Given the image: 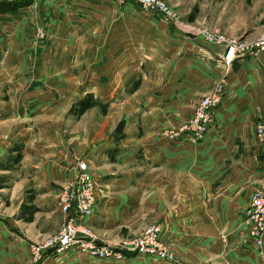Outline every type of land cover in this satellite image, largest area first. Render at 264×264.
Returning <instances> with one entry per match:
<instances>
[{"label": "crops", "instance_id": "crops-1", "mask_svg": "<svg viewBox=\"0 0 264 264\" xmlns=\"http://www.w3.org/2000/svg\"><path fill=\"white\" fill-rule=\"evenodd\" d=\"M168 1L180 14L196 7L200 15L213 14V8L220 15L225 6H232V14L239 11L238 0L212 4L210 12L208 0ZM15 4L0 12L10 72L11 62L13 68L6 82L10 103L0 106V159L8 152L7 160L13 158L0 170L8 179L0 183V264H35L33 247L66 219L59 192L79 158L98 184L95 212L86 220L98 241L117 244L161 222L175 258L101 260L69 248L46 252L41 264H264V245L256 246L243 224L252 197L264 188V140L255 134L264 113V49L227 64L221 46L201 35L193 39L188 25H168L134 0ZM206 25L215 26L212 19ZM39 31L43 41L36 40ZM48 47L55 55L58 47L63 54L67 47L88 48L86 60L80 61L77 51L66 61L74 77L79 73L75 62L90 64L84 68L87 77L101 62H96L99 56L109 71L118 64L119 89L106 93L117 91L119 106H106L101 119L94 118L100 106H92L85 120H73L64 119L71 106L16 103L37 68L38 74L45 69L46 58L54 71L66 69L58 68L62 53L47 56ZM222 80L223 101L203 141L195 145L164 134L190 118L199 100ZM80 122L87 128L81 138ZM14 143L21 146L12 148Z\"/></svg>", "mask_w": 264, "mask_h": 264}, {"label": "rangeland", "instance_id": "rangeland-1", "mask_svg": "<svg viewBox=\"0 0 264 264\" xmlns=\"http://www.w3.org/2000/svg\"><path fill=\"white\" fill-rule=\"evenodd\" d=\"M3 1L6 2L5 5H3V6L1 5L2 7H0V12H3V13L7 12L9 7L12 8L11 6H16V4H14L13 2H16V3L18 2V0H3ZM166 1H168V0H166ZM221 1H226V0H208L209 3L207 2L208 3V6L206 8L207 11L209 9L211 10L212 4H215V3L218 4ZM227 1H232V0H227ZM134 3L136 5H138L139 7H141L142 9H150L152 11H155L157 13L160 21H162L168 25L173 24L170 21H168L164 17L163 13L160 12L159 10L142 7L141 5L136 3L135 0H134ZM168 3H169V5H171L169 1H168ZM238 3H239V9H238L239 11L237 13L235 12L233 14L231 11L232 6H225L224 8H222L223 12L219 13L220 15L215 14L216 13L215 8H213L214 11H212L213 14H211V15H207V14H201L200 15V14H198V10H196V9H198V7L194 8V11L190 14H180V13H178V11L175 8H174V11L177 13L179 26L185 27L188 25L190 33H191L190 37H192L193 39H198L199 36H197V35H201L204 37L205 36V35H203L204 33H210V34L223 36L224 42H230L232 44L237 43L240 48H243V50L241 52L247 51L246 53H248L249 50H256L257 51V50L264 49L263 48V46H264V0H238ZM171 7H172V5H171ZM210 10H209V12H210ZM216 17H218L217 22L220 23L222 26L215 24V22H216L215 18ZM210 19L213 20L215 26L206 25L207 20H210ZM188 27H185V28H188ZM173 30H174V33L180 32V31L176 30L174 27H173ZM2 33H3L2 30H0V36H2L1 35ZM32 34H34L33 31H32ZM43 35H44L43 31H39L38 33H36V40L37 41H43L44 39H46V36H43ZM184 36H185L184 38H188L187 34H184ZM226 44L227 43H225L222 46L226 47ZM54 49H55L54 47H48L46 55L47 56L54 55V57H58L57 55H60V53H62V51H63L62 47H58V48H56L58 51V54L55 55L54 53H56V52L54 51ZM226 50H228V49L225 48L223 51H226ZM77 51H78V58L80 61L87 59L88 48H85V47H80V48L67 47L65 49V52H64L65 54L62 53V55L60 56V59L63 62L59 61V59H58V68L60 66L63 67V65H64V67L67 66L66 69L54 71L53 67L55 64L54 63H51V64L47 63L48 58H46L45 63H41V64H45V67L42 66V68L43 69L45 68L46 71L44 69L41 71V74H38V71H37L38 68H37V70L35 71V74H34L35 77L33 79H31V81H29V83H27V85H26L25 95L24 96L22 94L20 96L18 95L19 96L18 99H20V100H17L14 98L15 102L16 103H18V102L25 103V106H71L65 112L64 119H67V118L72 119L73 118V120H76V119L81 120L82 118H83V120H85L83 117V114L86 113V111L92 106H100L98 114L97 113L94 114L95 119H99V118L101 119L102 118L103 113L106 112V106H119V99H120L119 96L120 95L117 93V91L114 93H112L110 91L111 92L110 94L106 93V90L108 88L109 89H112V88L113 89H115V88L119 89V86H120V85H118L119 77H117V75L119 74L118 73L119 68H117L118 64H115V66H113L110 69V70H114V71H109V69L104 68L103 61L101 60V57L99 56V58L96 59V62L101 61L102 63L101 62L96 63L93 67L94 68L93 69L94 74H91L90 77H87L89 71H86L84 68L90 64L80 63V62H79V64H77L75 62L74 64L79 67V73H78V77H74L75 71L71 70L69 64H67L68 62H66V61H68V59L70 57L75 55V53ZM7 53H8L7 41L5 40V37L2 36V37H0V106H7L10 103L9 95L7 93L8 86L6 83V82H8V74H9L8 72H10V69L8 68ZM11 55H12V53H11ZM246 56H247V54H246ZM246 56L239 57L237 59L244 58ZM10 73H11V75H13L12 62H11V72ZM76 78L78 81H74V79H76ZM87 78L89 79V82H87V80H88ZM91 79H93L94 81H92ZM110 80H113L114 85H112V83H109ZM222 81H224V80H222ZM103 92H105V93H103ZM206 95H204V96H206ZM200 100H199V102H200ZM112 102H114V104L110 105ZM15 106H19V104H16ZM196 108H197V105L195 106L194 113L190 118L182 121L179 124L165 128L164 134L167 137H169V135H168L169 131L176 129L179 126H182L185 122L191 120L194 117ZM213 118H214V115H213ZM212 122H213V120H212ZM83 124H84V122L83 123L80 122L79 129H78V132L80 133V138L83 137V135H85L86 131H87V128ZM122 127H123V123L120 122L117 125L116 130H115L117 134H119L121 132ZM67 128L69 131L70 130L69 127H67ZM255 134H256V132H255ZM256 137L258 138L257 135H256ZM170 139H172V138H170ZM173 140H175V139H173ZM259 140H261V139H259ZM195 145H197V144H195ZM20 146H21V143H14L12 145V148L14 147L17 149ZM82 151H84V153H86L85 149ZM8 154H10V153L8 152ZM7 155L3 159H0V170H2V169L5 170L7 168L8 163L10 165H12V161H13L12 159L13 158L9 159L10 161H8ZM83 155H81V156H83ZM15 156H17V155H15ZM80 159H83V158H79L78 160H80ZM83 160H85V159H83ZM76 171H77V163H76V170L73 172L71 177H73L75 175ZM90 172H91V175L94 179L95 187H96V191H95V197H96L95 205H96L97 199H98V184H97V181H96L91 170H90ZM7 180L8 179H7V175H6L5 171L4 172L0 171V183H6ZM263 191H264V188H263V190L256 192L255 194L261 193ZM60 192H59V194H60ZM255 194H254V196H255ZM254 196L252 197V199L254 198ZM252 199H251V201H252ZM251 201H250V203H251ZM249 206H250V204H249ZM59 208H60L61 212H63L60 205H59ZM94 212H95V207H94L93 214H94ZM92 215L87 216L86 218L82 219V223L85 224V226H87L88 228H90V230L95 235L92 227H90L86 223V220L88 218H90ZM64 222H63V224H64ZM63 224L61 225V227L58 230L49 234L41 242L40 245L44 246L47 242V239L51 235L55 234L56 232H58L59 230L62 229ZM154 224L158 225L160 227L159 239L170 250H172L170 245L163 238L162 223L161 222H153V223L147 224L139 232L125 235L124 237L121 238V240L117 244H106V245H109L112 247H118L120 245L124 246V249L122 250V253H121L122 256L120 258L119 257H108L106 259H114V260H122L123 259V260H126L131 255H142V256H145L148 258H155V259L163 260V261H172V260L162 259L158 255H155V254L144 253L140 250H129L125 246V243L127 242V240H130V239H133V238H136V237L143 235L145 230ZM97 240H98V238H97ZM99 243H101V242H99ZM101 244H103V243H101ZM69 248H74L78 252H80L82 254H86L89 257L101 259L98 257L90 256L89 254L82 252L78 247L71 246V247H68L66 249H69ZM66 249H64V250H66ZM51 251L61 252L63 250L59 251L56 249H49V250L45 251L44 256H43L40 264L42 263L46 252H51Z\"/></svg>", "mask_w": 264, "mask_h": 264}, {"label": "built area", "instance_id": "built-area-1", "mask_svg": "<svg viewBox=\"0 0 264 264\" xmlns=\"http://www.w3.org/2000/svg\"><path fill=\"white\" fill-rule=\"evenodd\" d=\"M2 1V0H0ZM124 2L125 0H119ZM136 3L145 8L159 10L171 23H177L178 17L174 9L166 0H135ZM203 33V32H202ZM204 39L211 44L219 45L222 50V60L231 64L237 58L253 55L256 50H249L248 53L241 52L237 43L224 42L223 36L204 33ZM226 44V47L222 45ZM264 48V46H263ZM246 53V54H245ZM225 92L224 81L217 84L216 88L204 96L197 104L194 117L185 122L182 126L168 132L170 138L175 140H186L193 144L203 141L211 126L214 112L223 101ZM256 135L264 140V113L260 115L255 126ZM95 182L91 175L86 160L80 159L77 162V171L70 177L59 194V205L66 215L62 229L51 235L43 246H34L35 264H40L44 252L49 249L64 250L68 247H78L82 252L90 256L106 259L108 257H121L124 246L112 247L98 242L93 232L82 223V219L93 214L95 207ZM244 226L253 243L261 247L264 245V191L255 194L244 219ZM160 227L152 225L145 230L144 234L127 240L125 246L129 250H140L147 254L158 255L162 259L174 260L175 254L159 239Z\"/></svg>", "mask_w": 264, "mask_h": 264}, {"label": "trees", "instance_id": "trees-1", "mask_svg": "<svg viewBox=\"0 0 264 264\" xmlns=\"http://www.w3.org/2000/svg\"><path fill=\"white\" fill-rule=\"evenodd\" d=\"M5 3H6V2H4L3 0L0 1V7H2L3 5H5ZM13 3L15 4L16 2H13ZM13 3H12V4H13ZM12 4H11V5H12ZM1 5H2V6H1ZM7 7H8V6H7Z\"/></svg>", "mask_w": 264, "mask_h": 264}, {"label": "water", "instance_id": "water-1", "mask_svg": "<svg viewBox=\"0 0 264 264\" xmlns=\"http://www.w3.org/2000/svg\"><path fill=\"white\" fill-rule=\"evenodd\" d=\"M228 50L225 51V54H227Z\"/></svg>", "mask_w": 264, "mask_h": 264}]
</instances>
